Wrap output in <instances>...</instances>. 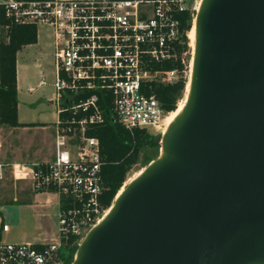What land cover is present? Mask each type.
Here are the masks:
<instances>
[{
  "label": "water",
  "instance_id": "1",
  "mask_svg": "<svg viewBox=\"0 0 264 264\" xmlns=\"http://www.w3.org/2000/svg\"><path fill=\"white\" fill-rule=\"evenodd\" d=\"M195 29L181 114L70 264H264V0H201Z\"/></svg>",
  "mask_w": 264,
  "mask_h": 264
},
{
  "label": "built area",
  "instance_id": "2",
  "mask_svg": "<svg viewBox=\"0 0 264 264\" xmlns=\"http://www.w3.org/2000/svg\"><path fill=\"white\" fill-rule=\"evenodd\" d=\"M197 4L198 0L0 2L6 18L48 33L53 50L51 102L58 114L53 156L11 165L13 178L28 179L34 192L56 196V237L47 242L0 241V264H58L61 245L70 238L79 244L102 219L108 207L101 201L100 141L87 130L106 120L129 130L159 129L169 112L150 90L151 83H174L180 71L155 65L179 58L181 74L188 78L194 51L188 39L187 49L178 54L184 42L179 15L189 12L193 23ZM46 84L41 74L37 86ZM101 94L110 97L107 113L99 103ZM1 228L7 231L8 225Z\"/></svg>",
  "mask_w": 264,
  "mask_h": 264
},
{
  "label": "trees",
  "instance_id": "3",
  "mask_svg": "<svg viewBox=\"0 0 264 264\" xmlns=\"http://www.w3.org/2000/svg\"><path fill=\"white\" fill-rule=\"evenodd\" d=\"M180 27L183 30V43L177 48L178 54L187 49L186 32L192 28V16L189 12L179 15ZM37 28L32 24H17L6 18L0 9V125L17 127V86H16V53L22 46L35 43ZM156 68L180 71L178 79L171 84L161 82L151 83V91L161 103L166 112L176 110L183 99L186 77L181 74L183 64L180 59L158 63ZM182 98V99H181ZM110 97L101 94L99 103L108 112ZM88 135L98 137L100 141L101 179L103 193L101 201L104 206L110 204L126 180L128 172L139 162L142 167L158 156L160 136H154L145 129L129 130L118 122L106 120L102 124L92 125L87 130ZM142 154L140 155V153ZM78 245L70 238L59 249L58 261L70 264Z\"/></svg>",
  "mask_w": 264,
  "mask_h": 264
},
{
  "label": "crops",
  "instance_id": "4",
  "mask_svg": "<svg viewBox=\"0 0 264 264\" xmlns=\"http://www.w3.org/2000/svg\"><path fill=\"white\" fill-rule=\"evenodd\" d=\"M2 0H0L1 2ZM39 33L37 29V40L35 43L27 44L21 47L20 50L16 53V86H17V120L20 123V126L9 127L0 125V173L3 175V170L5 167L12 165L14 163H23L29 164L33 162H43L49 160L53 156L54 152V132L55 124L58 118L56 106L51 102L53 97V91L50 96H44L45 101L48 103L50 108L49 114L51 115L50 119L45 120H35V119H25V111L35 110L33 106V101L23 102V78L22 69L26 65L21 60L20 57L23 55H28L33 58V64L36 68L38 74H44V63L50 62L53 63V50L47 51L45 48H39ZM50 54H52V59L49 60ZM21 55V56H20ZM28 88H33L31 91ZM34 90V87L27 85L25 87L24 94L29 95ZM40 102L38 105H40ZM40 112V111H39ZM6 135H11V140L13 143L11 147H8L4 144L3 140ZM47 146V149H44V146ZM2 178V177H1ZM0 178V180H1ZM20 180V179H19ZM27 180V179H26ZM1 184V183H0ZM43 194L48 193H39L34 192L30 186L28 180V186L19 189L11 195V198L8 199L2 198L0 196V241L6 242H23V241H32V242H42L50 241L56 237V228L47 227L43 230V233L35 235H25L24 237H13L12 241H7L5 237L10 231L11 227L8 225V230L3 231L2 225L8 224L4 219L3 210L8 203H15L19 207L20 211L23 209H30L37 213L38 217L42 220L47 218L48 215H43V212H40L42 208L50 207L52 200L50 197L43 198ZM53 195V194H52ZM55 197V209L57 213V198ZM46 205V206H45ZM45 213V212H44ZM48 212H46L47 214Z\"/></svg>",
  "mask_w": 264,
  "mask_h": 264
},
{
  "label": "rangeland",
  "instance_id": "5",
  "mask_svg": "<svg viewBox=\"0 0 264 264\" xmlns=\"http://www.w3.org/2000/svg\"><path fill=\"white\" fill-rule=\"evenodd\" d=\"M38 33H39V40H40L39 48L44 49L46 47L45 49L51 52L52 50V46L50 44L51 40L46 30L42 27H39ZM49 58H50L49 60L52 59V54H50ZM21 60L26 65L25 67L21 68L22 69L21 77L23 78L22 79L23 80V83H22L23 85V94H22L23 98L22 99L23 100L22 101L26 102L27 104V102H30L31 100V102L33 101V106H35V108L37 107L35 110L33 109L28 112L25 111L24 117L25 119H28V120L29 119H35V120L50 119L51 115L48 113L50 108L48 107V103L45 101L44 96L45 95L50 96L53 91V87L49 84V82H51V80L53 79V63L47 62V63H44V66H43L44 75L46 76V80L48 81V84L43 85V86H37V82L41 74L39 75L38 72L36 71V68L34 67V64H33V58L25 54L23 55V57H20V62ZM189 76H190V72H189ZM189 76L186 81L187 83L189 81ZM27 85H31L34 87V90L32 92L27 93L29 95L24 94L25 87ZM185 88H184V93L182 96L183 99L181 98L182 100L179 103L184 102L185 100V90H186ZM40 102L42 103L38 105ZM162 126L163 124L159 127L158 130L152 129L147 132L154 136L158 135L161 138ZM160 141H159V144H160ZM3 142L8 147H11V144L13 143V141L11 140V135H6ZM44 147H45L44 149H47L46 145ZM159 153H160V147H159L158 154ZM141 154L142 152L140 153V155ZM141 169H143L141 162L135 164L133 168L130 170V172H128L126 180L122 183V187L124 186L125 183L133 179L135 175L138 174V172ZM0 183H1L0 184V196L2 198L8 199L9 197L11 198V195H13L14 192H16V190L17 191L19 189L22 190V188L28 186V179L19 180V179L13 178V175L11 173V165H9L8 167H5V169L3 170V175L0 180ZM42 197L43 198L50 197L52 200V203L50 204L49 209L46 207L41 209L40 212H43V215H48L47 218H44L42 220L38 217L37 213H35L34 211L30 209H25V210L23 209L22 211H20L19 207L15 203H8L4 207V210H3L4 219L8 223L7 225H10L11 227L10 231L7 233V236L5 237V239L7 238L6 239L7 241H12L13 239L11 238L13 237L20 238V237H24L25 235H35V234L41 235L43 233V230L47 227H51L54 229L57 228L55 197L52 194H43ZM46 212L48 213L46 214ZM58 264H62V263L59 262Z\"/></svg>",
  "mask_w": 264,
  "mask_h": 264
},
{
  "label": "bare ground",
  "instance_id": "6",
  "mask_svg": "<svg viewBox=\"0 0 264 264\" xmlns=\"http://www.w3.org/2000/svg\"><path fill=\"white\" fill-rule=\"evenodd\" d=\"M200 1H201V0H198L197 8L199 7ZM195 38H196V29H195V18H194L193 23H192V28H191L190 32H188L189 44H190V46H191V48H192V51H194ZM192 61H193V58L190 60V65H191V66H190V69H189L190 76H189V73H188L189 81H188V83H187V85H186V88H185V89H186V90H185V100H184V102L179 103V105H178V107H177V109H176L175 111H173L172 113H168V114L166 115V117H165V119H164L163 126H162V130H161L162 133H165V132H166L168 126H169L172 122H174L175 118H176L179 114H181V112H182V110H183V108H184V106H185L186 100H187V98H188L189 90H190V79H191V72H192ZM187 79H188V78H187ZM161 154H162V151H161ZM142 172H143V169H141V170L138 172V174H136L135 177H134L133 179H131L129 182H131L132 180H134L135 178H137L140 174H142ZM129 182L125 183L124 186L121 188V190H119V192H118V193L116 194V196H115L116 198H117V197L123 192L125 186H126ZM111 207H112V205L107 209L105 215L109 212V210L111 209ZM105 215H104V216H105ZM104 216H103V217H104ZM103 217H102V218H103Z\"/></svg>",
  "mask_w": 264,
  "mask_h": 264
}]
</instances>
